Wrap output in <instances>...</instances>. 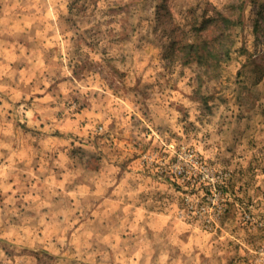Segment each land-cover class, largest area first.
Wrapping results in <instances>:
<instances>
[{
	"label": "rangeland",
	"instance_id": "rangeland-1",
	"mask_svg": "<svg viewBox=\"0 0 264 264\" xmlns=\"http://www.w3.org/2000/svg\"><path fill=\"white\" fill-rule=\"evenodd\" d=\"M0 264H264V0H0Z\"/></svg>",
	"mask_w": 264,
	"mask_h": 264
},
{
	"label": "trees",
	"instance_id": "trees-1",
	"mask_svg": "<svg viewBox=\"0 0 264 264\" xmlns=\"http://www.w3.org/2000/svg\"><path fill=\"white\" fill-rule=\"evenodd\" d=\"M223 33H224V32H223ZM217 51H218V52H217V55H216L217 58H218V59H221V60L224 59V56H225V55L223 56V55L220 53L219 50H217Z\"/></svg>",
	"mask_w": 264,
	"mask_h": 264
}]
</instances>
